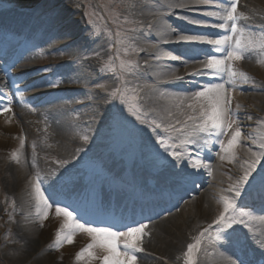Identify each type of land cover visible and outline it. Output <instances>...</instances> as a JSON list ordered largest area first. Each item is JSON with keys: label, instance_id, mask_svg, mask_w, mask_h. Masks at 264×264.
<instances>
[{"label": "rangeland", "instance_id": "rangeland-1", "mask_svg": "<svg viewBox=\"0 0 264 264\" xmlns=\"http://www.w3.org/2000/svg\"><path fill=\"white\" fill-rule=\"evenodd\" d=\"M242 3L240 13H243L245 18L241 21L255 18L260 20L263 17L264 0H243ZM155 4L153 0H0V7L36 10L40 19H43L42 21L37 20V24H40L38 28L43 31L42 36H39L42 46L34 49L28 66L34 64L41 67L48 77L38 82L32 91H37L39 88L56 90L64 87L71 92L52 103L40 106L39 110L33 113L24 114L26 121L30 120L26 125L35 131L34 135L37 134L31 151L26 153L23 148L17 149L15 144L13 146L16 149L11 145L0 144V264H83L80 260H76V255H73L76 254L73 252L76 249L74 244L62 243L58 248L54 246L56 242L54 223L59 216L55 215L53 208L49 210L48 218L42 222L36 214L32 215L35 223L37 221L44 223V225L37 224V226H42L45 232L49 229L50 233L47 232L48 237L45 241L42 238V243H39L41 245L37 246L34 243L29 245L24 234L33 225L30 221L31 216L27 217L25 211L33 209L31 203L33 204L34 200L30 193L37 173L51 191L59 192L61 186L68 181L77 180L84 173L102 171L104 165L99 162V156L94 153L93 149H106L111 158H121L129 162H136L140 159L139 163L154 169H165L169 176L176 179L179 178L181 170H187L193 174V177L201 174L206 178L202 189L199 188L197 191H207L215 203H218L221 195H232L224 190L242 174L241 164L248 157L247 148L252 147L244 137L249 131H255L259 133L260 139L264 138V125L259 123L260 120H264V53L253 51L250 52L253 57H248L246 63L244 59L241 60L242 68L247 73L249 81L248 83L239 81L241 88L238 89L240 91L238 93L244 95L245 98L244 102L239 104L240 114L235 117L242 131L241 142L236 147V157L231 160H221L220 155L227 154L221 151L216 138L202 134L200 146H190V148L194 149L193 158H198L202 163L211 166V175L205 169H193L187 158L174 160L156 142L157 134L167 136L163 129H156L154 132L148 124H140L127 111V105L121 103L119 95L115 98L110 95L117 88L121 91L125 88L142 89L141 96H144L142 93L148 89H154L155 93L158 91L170 95H188L199 90V86L204 84L199 81L200 76L197 78L188 75H185V79L177 84L168 83L169 79L162 80L164 84L160 85L152 80L150 83L147 81L141 83L143 81L141 73L146 67L144 66L146 63L141 61L142 57L146 58V61H151L148 69L152 74L145 73L151 77L157 65H164L165 69L171 72L175 69L186 70L191 64L200 63L197 59L188 60L186 56L182 59H186L187 63L170 58L180 56L182 49L185 50V47L189 45L176 44L182 47L178 53L172 49L173 46H169L163 39H158L159 31L163 32L164 28L157 27L155 22L160 14L167 13L168 9L161 8L162 6L157 7ZM48 8L55 9L54 20H50L43 14ZM207 11L215 10L208 6L189 8L185 14L189 17L193 16L192 19H178V14H176L163 17L162 22L164 26L168 25L176 30L171 34L173 40L180 34L200 35L197 29L206 28L191 24L189 21L196 19L217 23L204 15ZM70 16L76 19L73 23L71 22L73 26L69 23L68 27L62 21ZM149 24L153 26L151 29L148 27ZM207 36L211 38L210 35ZM129 44L143 51H129L125 54L123 49ZM152 44L163 49L162 56L149 54L154 48ZM147 46L152 48H147ZM110 58L115 62L116 67H119L120 59L136 61L140 67L132 73L125 72L121 76L119 72L113 73L105 67L110 62ZM99 82L103 83L104 88L95 86ZM88 86H93V88L80 90ZM73 89L75 91H72ZM149 106L150 104L145 99L138 104L141 112L147 113L146 119L150 122L156 116L150 111ZM120 112L131 124L125 122V128L117 129L111 117ZM55 116L58 117L60 123L63 118L67 119L69 141L51 133ZM249 116L251 119H248ZM33 122L36 124L34 125ZM132 125L135 126L134 129ZM84 135L89 137L87 141L81 139ZM14 137L15 140L18 138ZM220 139L225 140L224 137ZM204 140L208 141L207 144H204ZM64 142L69 143L67 153L62 152L60 147ZM172 150L169 148V152ZM253 150L257 148L253 147ZM13 152H17L20 163L12 160ZM29 153L31 157L27 160L26 155ZM157 153L165 158V162H161ZM208 154H211V158L205 159L204 156ZM60 161H67V163H59ZM144 165H141V169L146 168ZM19 168L28 171V177L23 181V185L18 183ZM224 168L229 171L225 172ZM223 176H225L224 179ZM222 182H225L226 186L222 187ZM198 185V183L195 184V186ZM192 199L193 197H189L185 204L190 203ZM222 208V203H219L211 215L205 216L198 230L190 234L174 260H167L161 256L164 253L161 251L160 243L153 234L154 231L151 232V229L147 227L144 230L146 235L140 240V246L144 251L137 254L138 264H186L187 244L195 242L200 231L212 223ZM52 228L53 232H51ZM214 229L213 225V229H210L202 240L201 251L196 254L197 264L201 257L227 249L221 246L223 241L213 242L208 239L209 235H215ZM252 231L250 230V233ZM252 233L257 239L260 238L255 232ZM250 239H253V236ZM49 245L53 247L50 248ZM69 245H72V248L66 249L65 247H70ZM147 245L152 251L146 248Z\"/></svg>", "mask_w": 264, "mask_h": 264}, {"label": "snow or ice", "instance_id": "snow-or-ice-1", "mask_svg": "<svg viewBox=\"0 0 264 264\" xmlns=\"http://www.w3.org/2000/svg\"><path fill=\"white\" fill-rule=\"evenodd\" d=\"M192 4L216 8L217 10L207 11L204 15L216 18L218 22L209 23L193 19L189 23L201 27L218 28L222 30V34H217L214 39L206 35L180 34L175 41L169 42L177 45H207L209 48L201 49L200 52H196L192 48H185L180 56H171L170 58L179 60L181 63H187V60L182 59V57L188 56L190 53L195 55L203 53L205 54V59L202 62L203 67L187 75L192 77L208 76L212 79L199 86V90L188 95H170L166 92H160L159 97L165 103L159 110L150 109L156 116L150 122L146 119L147 113H142L138 107L139 102L144 99L140 95L142 89L125 88L124 91H121L117 88L110 95L113 98L119 95L121 103L127 105V111L140 124H148L154 132L156 129H163L167 136L157 134L156 142L164 149L165 153L177 161L187 158L191 168L205 169L211 175V166L202 163L198 158H193L194 149L190 146H200L202 134H207L208 137L214 136L221 151L227 154L220 155L218 153L221 160H231L236 157V147L241 142L242 131L238 119L235 118L240 106L236 105L235 109L233 108L232 92L237 87L238 79H241L243 83H248L249 77L247 73L236 69L235 62L243 60L247 54L253 51L264 53V30L257 36L247 26L238 24V21L245 17L243 13H237V0H218L215 4H213V0H192ZM162 7L169 9L189 8V4L177 3ZM43 14L50 20L55 19L54 8L46 9ZM148 27L151 29L153 26L149 24ZM173 31L176 30L165 25L162 35H171ZM138 50L143 51V49H137L132 44L123 49L125 54L129 51L136 52ZM145 63L148 62L145 61ZM105 67L111 72H119L123 76L125 72L132 73L140 66L136 61L120 59L119 67H116L115 62L110 58V62ZM5 71L7 72V69ZM184 79L185 77L175 76L167 82L177 84ZM98 87L104 88V85L101 84ZM11 103V97L5 100L4 97L0 96V112H11ZM111 119L117 129L125 128V122L131 124L122 112L114 114ZM248 119L251 117L249 116ZM259 123L264 125V120H260ZM134 127L132 125L133 129ZM222 136L227 137V140L220 139ZM81 139L87 141L89 137L84 135ZM244 139H251L257 150H253V147L247 148L248 157L241 164L242 174L224 190L230 194L234 193V195H221L219 197L218 203H222V210L207 228L200 231L194 243L187 244L186 264H197L196 254L201 251L202 240L209 233V230L213 229V225L215 226V235H209L208 239L213 242L223 241L221 246L227 247L231 251L227 264H264V231L260 232L259 239L255 235L253 237L259 248L258 259L255 256V250H252L251 253L248 252L245 241L234 235V225L241 224L252 230L250 222L257 219L252 212L238 208L235 197L247 194L249 189H253L257 191L261 201L264 202V138H261L259 143L251 135L245 136ZM207 142L204 140V144ZM23 146L24 140L21 139V149ZM169 148L173 150L169 152ZM157 156L162 163L165 162V158L159 153ZM11 158L16 163L21 162L17 152H13ZM59 163H67V161H60ZM184 175L191 176L193 174L185 171ZM34 180L30 195L34 200L37 218L41 222L47 219L49 210L53 207L56 216L62 215L64 217V222L55 234V247H60L62 243H74V234L82 231L90 237V242L76 253V260L86 259V264L91 260H98L100 264H136L137 254L143 252L140 240L146 235L144 231L147 228L146 224L134 221L133 225L135 226L125 225L124 230L121 231L114 230L113 227H94L90 223H82L74 210H70L68 206H61L59 201L45 195L46 190L42 188L43 180L39 173ZM259 219L264 222V216ZM49 247L51 248L53 245H49ZM96 250H99L100 254H97Z\"/></svg>", "mask_w": 264, "mask_h": 264}, {"label": "bare ground", "instance_id": "bare-ground-1", "mask_svg": "<svg viewBox=\"0 0 264 264\" xmlns=\"http://www.w3.org/2000/svg\"><path fill=\"white\" fill-rule=\"evenodd\" d=\"M41 1V0H39ZM153 2H156L155 6L159 7V6H166L169 4H177V3H185V4H189V8H201L202 6H194L192 4V0H153ZM240 5H239V10L241 9V6L243 5L242 2L243 0H240ZM161 8H165L168 9L167 13H163L160 14L158 20H156L155 24L157 25V27L159 28H164V23L161 20V17H167L168 15H176L178 14V19L182 18V19H192V17H189L186 13L187 10H189V8H173V9H169L168 7H161ZM179 10V11H177ZM164 12V11H163ZM175 13V14H172ZM202 14V12H200ZM76 17L73 18V16L71 17H67L66 19H63L62 23L64 25L67 24V26L69 25V23H73V20H75ZM71 23V24H72ZM159 23V25H158ZM70 26V25H69ZM68 26V27H69ZM73 26V24L71 25ZM197 28V27H196ZM207 28V31H213V30H218V28H211V27H205ZM200 31V30H198ZM219 34H222V30L219 29ZM158 36V33H157ZM76 37V36H75ZM159 38L158 39H163V41L167 42V44L169 46H173L172 49L174 50H178L177 46H175V43H171L169 41H175L173 40V36L172 35H162V32L159 31ZM74 38V37H73ZM70 40H73L72 38H70ZM199 45V44H197ZM154 45L152 44V47ZM152 48L151 46H147V48ZM198 47H200V49H208L209 46L207 45H199ZM196 52H200V50H195ZM163 53V49L160 48L159 46H155L153 48L152 51L149 52V54H155V55H161L162 56ZM199 56H203V53L200 54ZM191 57L189 56L188 59H190ZM163 60V59H162ZM142 62L146 61V58L142 57L141 58ZM161 61V60H160ZM147 64H144L145 69L144 72H142V77H143V81H141V83H144L145 81H147V83H150V80L155 81V84H157L158 82L165 80V79H170L173 78L175 76H184L187 75L188 73H191L192 71H196L199 70L203 67V63L202 61H200V63H196V64H191L189 66V68L185 69H175L171 72H169L167 69H165V66H158L155 68L153 77H151L149 74L145 75V73H150L152 74V72L148 69L151 65V61L148 60ZM30 68H34L35 65L34 64H29ZM238 67V66H237ZM237 69V68H236ZM256 70V69H255ZM169 73V74H168ZM140 75V73H138ZM41 74H37L33 76V80L36 78H40ZM199 77V76H198ZM4 76H2V74L0 73V83H4ZM202 78V77H201ZM212 79L211 77L208 76H204L202 78V80H210ZM102 83L99 82L98 84H96V86L101 85ZM3 86H0V88L2 89ZM238 87H241V85L237 84V87L233 90L232 95H233V108L235 109L236 105H239L240 103L244 102V95H241L240 93L237 92ZM98 90V89H96ZM157 93L154 92V89H148L147 91L143 92L142 94H144V99L145 101L150 104V108L151 109H157L159 110L163 105H164V101L160 99L159 97V92L156 91ZM21 96L22 93H20ZM174 95V94H172ZM183 95V94H181ZM1 96V95H0ZM242 96V97H241ZM26 103H21L23 104V108L26 109H33L31 105H29L27 103V100L25 98ZM54 111V110H53ZM241 109L238 110V114H240ZM55 112V111H54ZM22 113L24 114V110H19V118H17L15 116V114H13V112H9V113H0V144L4 145V146H13V144H15V147L17 149H21L20 147V141L21 139H23V135H27V141H30V138L32 137V135H30V129H28L29 127L26 126V122H25V118L26 116H23ZM21 114V115H20ZM52 114V113H51ZM53 115V114H52ZM56 118V116H55ZM20 119V120H19ZM67 119L63 118V120L61 121V123H65L62 124L60 123L58 117L55 119L54 121V126L53 129L51 131L52 134H56L59 135V137L63 138L65 141L70 138H68L69 135V125L66 124ZM22 130H24V133L22 132ZM251 135L253 138H255L258 141L260 140V135L258 132L255 131H249L248 135ZM17 136L18 138L15 137ZM247 142L255 148V145L252 144V140L249 139L247 140ZM0 145V146H1ZM62 145V144H61ZM14 147V146H13ZM14 147V149H16ZM61 149L63 150L62 152L67 153L68 152V147H69V143L64 142L63 146H60ZM24 149V148H23ZM94 152H96V149H93ZM180 165V162H179ZM225 169V168H224ZM229 171V170H228ZM17 178H18V183L21 185H23V181L26 180L27 173L28 171H26L23 168H19L18 172H17ZM200 176V175H199ZM198 176V177H199ZM201 177V176H200ZM225 176H223L224 179ZM206 177H203V180ZM222 187L225 186V182H222ZM202 189V188H201ZM211 194H209L207 191H199L198 193H196L193 196V199L190 203L185 204L182 209L180 211L174 212L170 215H168L167 217L160 219L156 222H154L153 224H149L148 228L151 229V232L154 231L153 234H155L156 239L158 240V243H160V247H161V251L164 253L161 256L164 257V259L167 260H174L177 257V254L180 252V250L182 249V246L184 245V243H186L187 238L190 236V234L192 232H194V230H198V226L200 224V222L205 220V216L206 215H211L213 213V211L215 210V207L219 206V203H215L213 201V198H210ZM23 199V197H22ZM32 205V210L29 211H25L26 216L30 217V221L32 222V228L29 227L27 233H25V239L28 240L29 245H32L33 243L38 245H41L39 243H42L41 241L44 239H46V237H48V233H50V230L47 229V232L44 231V228L41 226H37V224H41L44 225V223H41L39 221H37L36 223L34 222V219L32 217V215H35V207H34V202ZM26 207V205H25ZM27 208H29L27 206ZM28 210V209H27ZM186 210H188V212H186ZM53 211H54V207H53ZM25 218H23L24 220ZM52 220V218H51ZM36 221V220H35ZM64 222V217L61 215L58 218L55 219V223H54V228L56 229V232L59 230L60 225ZM253 231L255 232L257 235L260 236V232L264 231V222H262L261 220L255 219L252 221V228ZM51 232H53V228L51 230ZM251 232V235L254 236V234ZM27 236V237H26ZM43 238V239H42ZM74 239V243H72V245L74 244V246H76L75 251H73L74 253H77L81 248L86 247V245L90 242V237L87 235V233L82 232V231H78L74 234L73 236ZM79 243V244H78ZM78 244V245H77ZM150 244V243H149ZM72 245H69L70 247H65L66 249L68 248H72ZM146 248H148V245L146 246ZM152 251L151 248H148ZM97 254L99 253V250H96ZM144 251V250H143ZM74 256L76 254H73ZM229 254L226 250H224L223 252H217L213 255H205L203 257L200 258V261L198 264H227V260H228ZM81 263L86 264V259H81L80 260ZM87 264H100V261L98 260H91L90 262H87ZM136 264H138V262H136Z\"/></svg>", "mask_w": 264, "mask_h": 264}]
</instances>
